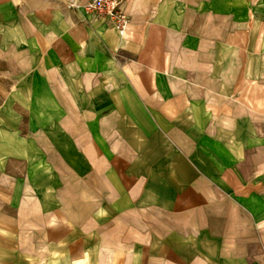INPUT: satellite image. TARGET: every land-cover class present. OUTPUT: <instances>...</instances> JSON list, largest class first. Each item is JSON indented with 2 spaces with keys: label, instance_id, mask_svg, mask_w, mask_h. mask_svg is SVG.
I'll list each match as a JSON object with an SVG mask.
<instances>
[{
  "label": "crops",
  "instance_id": "0c3cea01",
  "mask_svg": "<svg viewBox=\"0 0 264 264\" xmlns=\"http://www.w3.org/2000/svg\"><path fill=\"white\" fill-rule=\"evenodd\" d=\"M69 2L0 0V264H264V0Z\"/></svg>",
  "mask_w": 264,
  "mask_h": 264
},
{
  "label": "built area",
  "instance_id": "2783aa9c",
  "mask_svg": "<svg viewBox=\"0 0 264 264\" xmlns=\"http://www.w3.org/2000/svg\"><path fill=\"white\" fill-rule=\"evenodd\" d=\"M127 0H70L72 9L85 12L94 19L107 21L115 30L125 34L130 24V16L126 11Z\"/></svg>",
  "mask_w": 264,
  "mask_h": 264
}]
</instances>
